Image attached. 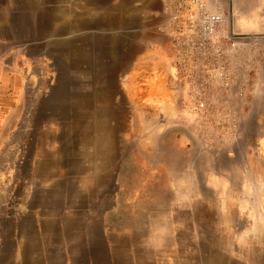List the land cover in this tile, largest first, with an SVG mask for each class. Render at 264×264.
Returning <instances> with one entry per match:
<instances>
[{
    "label": "rangeland",
    "instance_id": "rangeland-1",
    "mask_svg": "<svg viewBox=\"0 0 264 264\" xmlns=\"http://www.w3.org/2000/svg\"><path fill=\"white\" fill-rule=\"evenodd\" d=\"M167 1L0 0V264L246 251V207L264 199V33L236 115L187 117L167 84Z\"/></svg>",
    "mask_w": 264,
    "mask_h": 264
},
{
    "label": "built area",
    "instance_id": "built-area-1",
    "mask_svg": "<svg viewBox=\"0 0 264 264\" xmlns=\"http://www.w3.org/2000/svg\"><path fill=\"white\" fill-rule=\"evenodd\" d=\"M165 14L174 78L182 88L179 114L235 116L227 103L243 98L241 73L253 59L248 38L233 27L232 0H168Z\"/></svg>",
    "mask_w": 264,
    "mask_h": 264
},
{
    "label": "crops",
    "instance_id": "crops-1",
    "mask_svg": "<svg viewBox=\"0 0 264 264\" xmlns=\"http://www.w3.org/2000/svg\"><path fill=\"white\" fill-rule=\"evenodd\" d=\"M233 8V27L236 32L247 34L253 41L252 52L255 53L256 44H259L257 34L264 33V0H232ZM254 66V65H253ZM173 71V69H172ZM172 80L167 83L176 94L182 91L181 86ZM174 81V82H173ZM258 85H255L256 88ZM255 92L252 94H256ZM260 92H258L259 94ZM257 94L256 101L259 103L264 102V92ZM180 97V95H179ZM232 102V101H231ZM225 106L226 103H223ZM235 111V110H234ZM258 111V110H257ZM242 113V112H241ZM243 114V113H242ZM256 115V111L253 113ZM262 114L258 113V117ZM234 117V116H233ZM264 117V113H263ZM264 133V130L262 131ZM261 156L264 159V142L260 146ZM254 160H251L249 166L254 165ZM264 162V161H263ZM255 179L262 180L264 183V171L258 174H253ZM264 187V185H263ZM264 196V192L262 193ZM249 218L246 227H240L239 230H246L242 235L238 234L235 242L239 245L246 246V251H242L241 255L235 253H220L210 255L207 257V262L210 260L212 264H264V199L260 206L246 207ZM244 210V208L242 209ZM240 236V237H239Z\"/></svg>",
    "mask_w": 264,
    "mask_h": 264
}]
</instances>
